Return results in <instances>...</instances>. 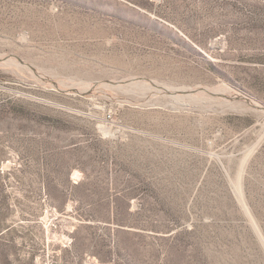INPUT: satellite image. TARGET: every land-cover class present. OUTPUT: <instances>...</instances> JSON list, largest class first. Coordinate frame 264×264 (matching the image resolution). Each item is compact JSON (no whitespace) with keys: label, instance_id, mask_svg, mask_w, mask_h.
Instances as JSON below:
<instances>
[{"label":"rangeland","instance_id":"374dc122","mask_svg":"<svg viewBox=\"0 0 264 264\" xmlns=\"http://www.w3.org/2000/svg\"><path fill=\"white\" fill-rule=\"evenodd\" d=\"M0 264H264V0H0Z\"/></svg>","mask_w":264,"mask_h":264},{"label":"water","instance_id":"95a60500","mask_svg":"<svg viewBox=\"0 0 264 264\" xmlns=\"http://www.w3.org/2000/svg\"><path fill=\"white\" fill-rule=\"evenodd\" d=\"M187 93L188 91H186V90H177V91H175V92H170L171 94H175V93Z\"/></svg>","mask_w":264,"mask_h":264}]
</instances>
